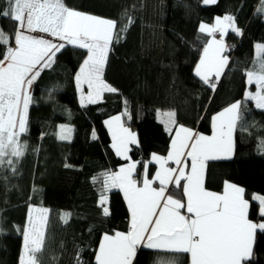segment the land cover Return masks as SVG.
<instances>
[{"label": "trees", "instance_id": "1", "mask_svg": "<svg viewBox=\"0 0 264 264\" xmlns=\"http://www.w3.org/2000/svg\"><path fill=\"white\" fill-rule=\"evenodd\" d=\"M67 6L117 21L118 29L132 23L110 46L104 79L118 89L102 103L81 107L74 75L83 57L82 49L68 46L53 66L45 69L31 88L28 132L24 156L17 172L0 170V264H19L29 207L48 209L45 245L41 264H95L94 253L105 232H126L128 210L119 191L106 194L104 179L109 170L124 165L111 147L104 121L127 111L126 127L137 134L139 146L128 153L132 161H150L153 153L165 155L171 140L161 123L163 112L174 110L178 124L208 135L211 117L235 101H242L247 130L234 133L231 160L209 161L205 186L221 192L225 180L243 187L250 201V216L259 219L253 194H264V110L245 101L247 70L258 71L254 62L264 57L256 45L264 44V12L261 0H65ZM7 0H0V13ZM125 13L127 16L125 17ZM225 15L233 16L241 35L229 33L235 45L226 52L229 65L213 91L194 75L195 65L210 36L199 31ZM5 34L15 30L14 22L0 15ZM14 45V36L10 44ZM6 46L0 45V54ZM2 58V55H0ZM250 90L254 91V85ZM61 126L71 129L70 139L61 140ZM93 131L96 138L93 139ZM70 167H65V165ZM139 176L143 164H138ZM154 166L149 164L152 173ZM174 189L171 191H177ZM107 196L110 215L99 206ZM69 214L67 223L61 219ZM256 264H264V234L257 235ZM155 252L141 249L134 264H154Z\"/></svg>", "mask_w": 264, "mask_h": 264}, {"label": "snow or ice", "instance_id": "2", "mask_svg": "<svg viewBox=\"0 0 264 264\" xmlns=\"http://www.w3.org/2000/svg\"><path fill=\"white\" fill-rule=\"evenodd\" d=\"M214 4L216 0H203ZM264 12V0H261ZM14 22L12 34L0 29V45L6 46L0 54V170L17 172V164L25 154L22 136L28 132L29 106L33 103L30 89L45 69L56 61L57 54L68 46L85 51L86 55L74 75V82L82 107L96 104L103 94L117 93L118 89L104 79L110 46L132 23L119 27L117 21L76 10L65 0H7L0 13ZM125 17L127 13L124 14ZM231 30L241 35L233 16L217 17L215 24H201L199 31L213 38L208 40L195 65L194 75L213 91L229 65L228 47L223 40ZM219 34V39L215 34ZM43 34V35H39ZM14 36V46L10 44ZM264 53V44H257ZM258 71L247 70L246 83L255 85L256 91L245 90L244 100L253 101L255 108L264 110V57L254 62ZM104 121L112 136V148L117 156L127 161L118 171L106 174L104 189L117 188L123 193L129 212L126 232H105L95 251V264H134L138 249L169 253L157 258L156 264H256L257 235L264 234V194H253L258 202L255 214L250 216V201L245 189L225 180L221 192L205 186V173L209 161L231 160L234 155L233 134L248 126L241 112L242 101H235L211 117V134L204 135L178 124L174 110L163 112L161 123L170 133V146L166 156L153 153L151 161H132L130 145L139 146L137 134L126 127L122 117L131 119L127 111ZM71 129L61 126V140L70 139ZM93 139L96 138L93 131ZM264 152V139L258 144ZM173 163L176 166L171 167ZM158 168L154 174L149 164ZM138 164H143L142 180L134 176ZM70 167V165H65ZM181 195L172 194V188ZM103 193L99 206L105 217L110 215ZM33 213H36L33 216ZM65 213L61 219L67 223ZM48 209L29 207L28 222L21 230L23 249L20 264H41L39 256L45 245V225ZM76 264H82L79 255Z\"/></svg>", "mask_w": 264, "mask_h": 264}, {"label": "crops", "instance_id": "3", "mask_svg": "<svg viewBox=\"0 0 264 264\" xmlns=\"http://www.w3.org/2000/svg\"><path fill=\"white\" fill-rule=\"evenodd\" d=\"M213 24H215V21L212 23V25ZM234 33V32H232L231 30H229L228 31V34L229 33ZM227 38V37H226ZM225 41H227V39L225 40ZM14 46V45H13ZM223 76V75H222ZM218 83V82H217ZM75 88H76V85H75ZM76 94L78 95L79 93L77 92V89H76ZM108 94H112V93H107V95ZM106 95V96H107ZM77 98H78V102L80 103V101H79V95L77 96ZM105 98V97H104ZM253 102V101H252ZM253 104H254V102H253ZM90 105H92V104H90ZM80 106H81V104H80ZM82 107V106H81ZM107 129V128H106ZM211 131H212V129H211ZM211 131H210V134H211ZM109 132V131H108ZM235 133V132H234ZM110 134V133H109ZM210 134H208V135H210ZM110 137H111V140H112V136H111V134H110ZM233 139H234V134H233ZM111 144H112V142H111ZM132 146V145H131ZM169 146H170V143H169ZM112 147V146H111ZM113 149V148H112ZM169 149V148H168ZM113 151H114V153H115V150L113 149ZM168 152V151H167ZM116 154V153H115ZM167 155V153L165 154V155H161V156H166ZM117 156V155H116ZM152 156V155H151ZM117 157H119V156H117ZM120 159H122L121 157H119ZM122 160H124V159H122ZM125 161V160H124ZM150 161H151V157H150ZM127 163V162H126ZM126 163L124 164V165H126ZM150 164H152L153 166H154V170L152 171V174H154L155 172H156V170H157V168H158V165H156L155 163H150ZM121 166H123V165H121ZM121 166H119V167H117L115 170H110V172H114V171H118L119 170V168L121 167ZM169 166H171V167H175L176 165L175 164H173V163H171L170 162V164H169ZM206 170H207V168H206ZM109 172V173H110ZM142 174H143V171L141 172V174L139 175V176H134V178L135 179H137V180H142ZM205 179H206V173H205ZM113 190H116V191H119L120 193H121V195H122V198H123V193L119 190V189H117V188H111L110 187V185H109V188H108V190H106V194L108 193V192H110V191H113ZM172 194L174 195V196H176V197H179L180 195H181V190L180 189H178L176 192L175 191H172ZM123 201H124V203H125V205H126V207H127V203H126V201L124 200V198H123ZM255 202V201H254ZM255 203H257V205H258V202H255ZM107 205V204H106ZM128 210V209H127ZM128 226H129V212H128ZM128 226H127V230H128ZM141 249H143V248H141ZM141 249H138V251L139 250H141ZM144 250H149V249H144ZM149 251H152V252H155V254L157 255V257H156V260H155V262H154V264H156V262H157V258H158V256L159 257H167V256H169V255H171V254H169V253H166V252H163V251H160L159 253H157L156 251H154V250H149ZM134 260H135V258H134ZM181 261L183 262V264H187V257L186 256H182L181 257Z\"/></svg>", "mask_w": 264, "mask_h": 264}, {"label": "rangeland", "instance_id": "4", "mask_svg": "<svg viewBox=\"0 0 264 264\" xmlns=\"http://www.w3.org/2000/svg\"><path fill=\"white\" fill-rule=\"evenodd\" d=\"M216 21V20H215ZM211 26V25H210ZM231 33V32H230ZM39 35H43V34H39ZM215 35H217V39H219L220 37H219V34L217 33V34H215ZM227 35H228V32L226 33V35L223 37V40H224V43L227 45V42L228 41H225L226 40V37H227ZM213 37L212 36H210V38H209V40L210 39H212ZM227 55V54H226ZM247 84V83H246ZM218 85H219V82L217 83V86H216V88L218 87ZM254 85V84H253ZM247 86H248V89L247 90H249V91H251V92H255L256 91V87H255V85H254V91H252V90H250V86L251 85H248L247 84ZM30 92H31V89H30ZM107 93L108 92H105L104 94H103V98H102V100L101 101H99L98 103H96V104H99V103H102L103 101H104V97L107 95ZM113 94V93H112ZM77 95V94H76ZM79 95V94H78ZM77 95V96H78ZM108 95H110V94H108ZM78 99V98H77ZM79 101H80V97H79ZM79 103V102H78ZM96 104H92V105H96ZM79 105H80V103H79ZM90 104H88L87 106H89ZM255 106V105H254ZM86 107V106H85ZM111 118V117H110ZM110 118H108V119H110ZM108 119H106V120H108ZM105 120V121H106ZM104 125H105V123H104ZM105 127L107 128V130H108V127L105 125ZM110 133V132H109ZM112 145V144H111ZM130 147H131V145H130ZM110 172V170L108 171V173ZM105 179H106V176H105ZM105 179H104V181H105ZM106 204H107V202H106ZM106 206V205H105ZM32 208H35V207H32ZM39 209V208H38ZM36 215V213H33V216H35ZM28 216H29V209H28V214H27V222H28ZM27 222H26V224H27ZM22 249H23V244H22ZM21 252H22V250H21ZM19 264H20V259H19Z\"/></svg>", "mask_w": 264, "mask_h": 264}, {"label": "built area", "instance_id": "5", "mask_svg": "<svg viewBox=\"0 0 264 264\" xmlns=\"http://www.w3.org/2000/svg\"><path fill=\"white\" fill-rule=\"evenodd\" d=\"M215 36L217 37V35H215ZM227 46H229V47H228V50H229V51H232V50L235 48V45L232 44V43H229V42H227Z\"/></svg>", "mask_w": 264, "mask_h": 264}, {"label": "bare ground", "instance_id": "6", "mask_svg": "<svg viewBox=\"0 0 264 264\" xmlns=\"http://www.w3.org/2000/svg\"><path fill=\"white\" fill-rule=\"evenodd\" d=\"M233 50H234V49H233ZM233 50H232V51H229V50H228L227 52L230 53V52H233ZM174 189H175V188L173 187L172 190H174Z\"/></svg>", "mask_w": 264, "mask_h": 264}]
</instances>
